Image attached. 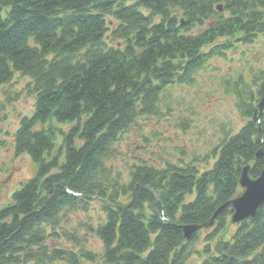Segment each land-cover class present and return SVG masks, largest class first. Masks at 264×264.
Masks as SVG:
<instances>
[{
  "label": "trees",
  "instance_id": "16d2710c",
  "mask_svg": "<svg viewBox=\"0 0 264 264\" xmlns=\"http://www.w3.org/2000/svg\"><path fill=\"white\" fill-rule=\"evenodd\" d=\"M260 35L264 0H0V87L19 73L35 94L13 151L36 167L0 207V264H186L206 229L186 240L179 225L208 220L235 191L245 164L254 177L261 170L255 155L264 112L251 121L257 100L235 93L247 120L213 149L204 171L197 158L163 167L142 162L123 180L108 161L123 133L159 113L170 87L191 83L209 60ZM95 200L103 216L87 226L99 250L46 241L60 216L87 213ZM227 224L224 211L206 230L200 264H264V206L222 239Z\"/></svg>",
  "mask_w": 264,
  "mask_h": 264
},
{
  "label": "rangeland",
  "instance_id": "374dc122",
  "mask_svg": "<svg viewBox=\"0 0 264 264\" xmlns=\"http://www.w3.org/2000/svg\"><path fill=\"white\" fill-rule=\"evenodd\" d=\"M263 77L264 35L253 43L238 44L224 57L209 60L191 83L166 91L157 115L140 118L121 135L108 161L112 174L127 180L131 167L142 162L163 167L167 163L185 164L194 158L203 160L195 163L200 171L210 168L214 163L213 149L247 120L236 106L235 93L258 103L257 91ZM34 103L35 94L28 77L14 73L11 81L0 87V207L11 202L12 194L36 172L27 154L16 156L13 151V136L20 119L32 115ZM67 126L53 124L64 130ZM55 139L59 145L58 132ZM100 216L103 213L97 200L90 203L87 213L77 210L60 216L55 230L50 231H55L56 236L46 241L75 250L81 247L99 250L100 243L87 224ZM236 229L227 224L219 237L230 239ZM206 230L193 241V252L186 264H200L205 258ZM67 231L71 232V240L63 234Z\"/></svg>",
  "mask_w": 264,
  "mask_h": 264
},
{
  "label": "water",
  "instance_id": "95a60500",
  "mask_svg": "<svg viewBox=\"0 0 264 264\" xmlns=\"http://www.w3.org/2000/svg\"><path fill=\"white\" fill-rule=\"evenodd\" d=\"M263 110L264 95L260 98L257 108L255 109L252 116L251 120L253 123L258 121L259 115H261ZM258 133L259 136H261L260 128H258ZM261 143L262 146L256 151L255 155L262 161V168L258 176L255 178L250 175V164L243 166L238 178V187L236 188L235 192L227 201H225L214 211L208 220L203 223L179 225L184 239H191L192 236L202 228L213 227L215 219L218 217L219 213H222L227 209L231 215L230 222L234 225L256 217L259 208L264 205V140H261ZM31 213L22 217L20 221L21 225Z\"/></svg>",
  "mask_w": 264,
  "mask_h": 264
},
{
  "label": "bare ground",
  "instance_id": "6f19581e",
  "mask_svg": "<svg viewBox=\"0 0 264 264\" xmlns=\"http://www.w3.org/2000/svg\"><path fill=\"white\" fill-rule=\"evenodd\" d=\"M251 119H252V118H251ZM251 121H252V120H251ZM258 122H259V118H258V121L255 122V123H258ZM237 187H238V182H237ZM237 187H236V188H237ZM235 190H236V189H235ZM234 192H235V191H234ZM234 192H233V193H234ZM225 211H228V214H229V216H230V218H231V215H230V213H229V210L227 209V210H225ZM220 214H221V213H219V215H220ZM204 222H205V221H204ZM202 223H203V222H202ZM189 224H190V223H189ZM214 224H215V223H214ZM210 228H212V227H210ZM202 229H208V228H202ZM202 229H200L199 231H197L196 234H197L198 232H200ZM194 235H195V234H194ZM194 235H193V236H194ZM193 236H192V237H193Z\"/></svg>",
  "mask_w": 264,
  "mask_h": 264
}]
</instances>
